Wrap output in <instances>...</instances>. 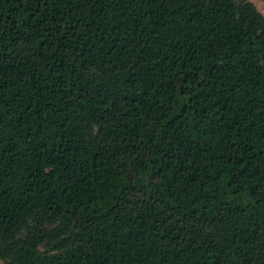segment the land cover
<instances>
[{
  "label": "trees",
  "instance_id": "1",
  "mask_svg": "<svg viewBox=\"0 0 264 264\" xmlns=\"http://www.w3.org/2000/svg\"><path fill=\"white\" fill-rule=\"evenodd\" d=\"M0 261L264 264L251 0H0Z\"/></svg>",
  "mask_w": 264,
  "mask_h": 264
},
{
  "label": "rangeland",
  "instance_id": "2",
  "mask_svg": "<svg viewBox=\"0 0 264 264\" xmlns=\"http://www.w3.org/2000/svg\"><path fill=\"white\" fill-rule=\"evenodd\" d=\"M256 8L264 15V0H251ZM0 264H3L2 261H0Z\"/></svg>",
  "mask_w": 264,
  "mask_h": 264
}]
</instances>
